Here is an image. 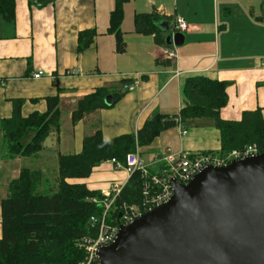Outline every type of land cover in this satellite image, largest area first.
Instances as JSON below:
<instances>
[{"label":"crops","instance_id":"obj_1","mask_svg":"<svg viewBox=\"0 0 264 264\" xmlns=\"http://www.w3.org/2000/svg\"><path fill=\"white\" fill-rule=\"evenodd\" d=\"M114 2L14 0V21L7 23L0 15V119L10 116V99L25 100L22 114L26 116L45 112L44 99L57 96L60 111L59 131L49 133L37 156L12 160L25 162L21 167L12 165L14 178L0 170V188L3 184L5 190L0 189V205L9 182L18 177L22 167L41 171L46 184L53 187L58 155L79 154L84 137L94 133L96 122L102 139L109 141L132 135L155 112L176 115L183 105V83L189 77L229 83L228 102L220 111L222 120L238 121L244 111L257 109L264 120V0H130L123 7V54L115 52L114 38L106 33ZM151 12L170 18L168 30L176 16L187 24L174 61L164 62L162 47L155 45L152 36L134 33V16ZM88 29H94L97 36L87 51L77 55V35ZM71 70L76 74H65ZM38 71L43 75L33 79ZM128 78L136 87L114 107L72 124L80 99ZM181 130L186 134L181 135ZM219 150L220 135L213 121L196 119L165 131L138 155L142 160L143 155H154L145 162L151 172H158L166 153L198 155ZM129 177L106 162L94 168L89 178L66 182L84 184L105 196L113 188L121 189Z\"/></svg>","mask_w":264,"mask_h":264},{"label":"trees","instance_id":"obj_2","mask_svg":"<svg viewBox=\"0 0 264 264\" xmlns=\"http://www.w3.org/2000/svg\"><path fill=\"white\" fill-rule=\"evenodd\" d=\"M129 1L115 0L108 17L106 33L113 36L117 54H123L126 49L121 25L123 7ZM14 5V0H0V15L7 23L15 19ZM261 18H264V3ZM170 21V18L155 12L136 14L133 18L134 33L152 36L155 45L167 47L165 41L168 33L174 31V26L172 23L170 30H163L160 25ZM96 36L94 29L79 32L75 43L77 55L87 51ZM133 83L132 79H122L113 88L100 87L85 95L77 102L72 113V124L76 125L98 110L114 107L129 92L124 87ZM228 84L204 76L187 78L181 91L183 105L178 113L169 116L155 112L132 135L124 134L105 141L96 122L94 133L84 137L79 154L58 155L53 187L46 184L41 171L20 169L18 177L9 182L7 196L0 205V264H78L83 253L76 243L88 234L90 217L103 213L107 199L99 191L87 189L84 184H68L66 180L87 179L94 168L106 162L123 166L127 154H139L140 149L149 146L162 133L176 128V120H180L181 124L196 119L213 121L220 135V150L200 154L224 157L247 145H255L259 153H264V120L260 109L244 111L238 121L221 119L220 111L228 102ZM108 96L112 99L110 105L105 104ZM44 101L45 112L23 116L25 100H9L11 114L8 118L0 119V147L5 159L37 156L49 133L59 131V98L50 96ZM30 130L34 133L23 143ZM140 184L139 173H132L112 203L109 222L117 223L121 203L135 204L139 201Z\"/></svg>","mask_w":264,"mask_h":264},{"label":"water","instance_id":"obj_3","mask_svg":"<svg viewBox=\"0 0 264 264\" xmlns=\"http://www.w3.org/2000/svg\"><path fill=\"white\" fill-rule=\"evenodd\" d=\"M165 42L180 47L184 36ZM191 178L172 180L169 201L120 226L99 264H264V153Z\"/></svg>","mask_w":264,"mask_h":264},{"label":"built area","instance_id":"obj_4","mask_svg":"<svg viewBox=\"0 0 264 264\" xmlns=\"http://www.w3.org/2000/svg\"><path fill=\"white\" fill-rule=\"evenodd\" d=\"M174 31L170 33L172 38L175 34H183L187 30V24L183 18L176 16L173 20ZM177 47L171 44L170 46L163 47L162 52L165 59L174 61L177 59ZM68 76L76 74L74 70L66 71ZM43 73L38 71L32 75L33 79H39ZM136 87L134 82L124 90L133 91ZM177 127L181 126L180 120H176ZM181 135H185L186 131L181 130ZM170 152V151H169ZM260 154L255 145H247L239 150H234L224 157L211 154H198L190 155L184 152L179 154L166 153L162 158V166L158 172H151L148 164L140 158L138 154H127L125 157L124 165L116 164L115 167L124 170L127 174L131 175L138 172L141 177L140 184V199L137 203L128 204L121 203L118 206L117 223L109 222L111 215V206L115 198L119 195L121 189L113 188L111 192L104 197L107 201L104 203L103 213L100 216L90 217L89 232L80 238L76 246L83 253L81 260L78 264H99L97 251L100 248L108 247L111 245L118 234L120 226H127L131 224L142 214L151 211L167 201L173 195L171 181L175 180L180 184H187L194 175L201 169L213 166L223 167L228 165L233 160H240L253 157Z\"/></svg>","mask_w":264,"mask_h":264},{"label":"rangeland","instance_id":"obj_5","mask_svg":"<svg viewBox=\"0 0 264 264\" xmlns=\"http://www.w3.org/2000/svg\"><path fill=\"white\" fill-rule=\"evenodd\" d=\"M34 133L33 130L29 131L28 136L24 139L23 143L27 142L30 138V136ZM4 151L3 149L0 147V170L1 173H5V175L9 178H14V174L11 172L12 170V165H14L15 167H21V166H25V162H12V160H7L3 157ZM154 155H143V161H148V159H151ZM146 163V162H145ZM22 168H26V167H22ZM11 169V170H10ZM49 180V179H48ZM1 191H5L3 188V184L1 185ZM0 191V196L2 195V192Z\"/></svg>","mask_w":264,"mask_h":264}]
</instances>
